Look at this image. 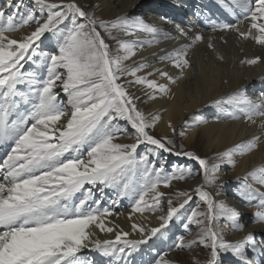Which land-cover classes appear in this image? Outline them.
<instances>
[{
  "label": "snow or ice",
  "instance_id": "1",
  "mask_svg": "<svg viewBox=\"0 0 264 264\" xmlns=\"http://www.w3.org/2000/svg\"><path fill=\"white\" fill-rule=\"evenodd\" d=\"M231 2L239 9V13H233L235 22L213 23L211 30L234 32L240 39L264 46V0ZM34 3L37 8L29 9L23 0H0V145L10 147L0 163V264H96L93 259L79 255L85 248L110 258L108 264H129L127 257L132 252L157 233L163 235L161 230L173 218L180 219L178 213L192 201L193 195L203 202L206 211H191L184 227L190 235L189 225H196L198 231L192 239L178 238L174 249L190 251L202 245L209 249L205 264H218L221 252H231L243 264H260L245 252L248 247L253 253L264 254L256 244L254 233L249 232L236 243L226 241L220 234L222 219L227 222L226 227L238 231L245 229L238 210L217 202L204 189L205 185L216 184L220 164H210L209 159L184 151L183 145L177 149L172 138L150 134L148 130L154 129L163 117L159 113L146 116L136 106L139 97L131 95L124 83L118 82L133 77L126 83L146 86L151 90L145 93L149 100H156L157 94L169 96L170 85L176 84L184 70L191 67L187 59L189 49L202 42L203 35L189 37L188 32L177 25L179 36H171L142 18L126 15L104 21L75 2L34 0ZM37 11L41 19L36 18ZM66 20L71 27L65 24L61 29L60 25ZM245 21L247 27L242 30L240 25ZM33 23L35 29L19 39L8 35L31 27ZM98 29L117 40L118 51L122 50L124 55H112ZM113 30L127 36L145 33L156 42L159 36L190 40L160 57L161 61H172L181 75L173 77L156 69L167 83L148 79L155 72L138 75L151 66L144 63L135 67L125 65V61L136 55L137 43L120 41ZM45 33L57 38L56 48L51 52L40 50L37 43ZM207 46L214 49L210 40ZM218 59L222 61L224 57L218 56ZM29 62L43 68L46 74L36 70L21 71ZM261 62L262 58L257 56L240 63L254 66ZM20 85H26L27 91ZM21 103L26 105L23 111H20ZM224 105L243 114L236 116L228 111L227 115L234 120L243 119L251 125L259 120L261 130L259 135L211 158L235 167V156L250 154L264 144V101L250 99L239 90L212 102V106L227 111ZM120 120L126 121L134 132L130 134L127 126L121 127ZM195 120L196 124L207 123L199 117ZM167 127L175 135L176 128L170 121ZM187 127L180 131L181 137L186 135ZM121 136L134 142H117ZM141 145L146 149L143 155L137 152ZM161 151L196 161L201 170L197 175H202L203 184L195 186L192 193H175L176 204L171 197L163 200L166 193L159 191L161 185L169 188L174 180L184 181L195 176L189 168L180 165H174L171 173H166V160L157 165L150 158L159 156ZM248 177L259 187L247 183ZM244 180L239 194L249 203L257 196L260 198L253 223L264 228V167L252 169ZM105 189H114L118 197L132 199V213L164 212L158 216L161 223L147 229L133 223L132 230L140 234L139 239H127L130 233L123 231L115 232L114 240L91 239L94 233L89 229L93 225L107 233L115 231L113 227L105 228L101 219L114 215L110 208L100 207ZM112 203L115 205L118 200ZM164 203L166 212L161 207ZM166 256L167 253L159 255L153 264H175ZM194 264L200 262L194 260Z\"/></svg>",
  "mask_w": 264,
  "mask_h": 264
},
{
  "label": "bare ground",
  "instance_id": "2",
  "mask_svg": "<svg viewBox=\"0 0 264 264\" xmlns=\"http://www.w3.org/2000/svg\"><path fill=\"white\" fill-rule=\"evenodd\" d=\"M52 2H75L85 11L94 12L99 19L104 21H112L125 15L139 17L159 28L161 32L169 33L171 36H179L176 31L177 25L188 32L189 37L196 34L203 35L204 40L197 42L189 49L187 59L190 61L191 67L184 70L182 77L176 84L170 85L171 93L169 96L161 97L157 94L156 100H149L145 93L151 90L147 89L146 86L128 85L126 83L127 80L134 79L133 77H125L118 81L124 83L131 95L139 97L135 101L136 106L146 116L159 113L163 117L154 129L148 130L153 136L157 138L167 136L174 139L175 144L178 140L180 146L183 145L184 150L194 152L201 150L212 158L217 153L226 151L237 144L246 142L254 135L260 134L259 120L256 125H251L243 119L234 120L227 115L228 111L236 116H242L243 114L229 105L223 106V109L227 111L222 110L220 107L212 106V102L215 99L225 97L239 90H243L250 99L258 102L264 101V46L257 45L253 40L240 39L234 32L224 33L211 30L213 23L235 22L233 13H239V9L235 8L231 0H52ZM23 3L29 9L37 8L34 0H23ZM179 7L180 11L178 12ZM229 9H232V11H229ZM46 15L47 13L45 12L44 16L46 17ZM36 18L41 19L39 11L36 12ZM17 22H19L18 17ZM240 27L242 30L245 29L247 21L241 24ZM34 29L35 24L33 23L31 27L26 26L17 32L8 33V35L19 39ZM98 30L101 31L110 49L115 50L113 55H124L122 50L118 51L117 40L107 38L103 29ZM117 38L120 41L137 43V47L134 49L136 55L125 61V65L135 67L139 63H144L151 66L145 68L138 75L144 76L148 72H155V75L149 76L148 79L157 80L159 83H167V81L159 76L156 69L165 71L173 77L181 75L180 69L174 67L172 61H161L160 57L166 56L167 53L179 48L184 43H190V40H186L184 37L164 39L163 36H159L157 38L159 42H156L150 35L145 33L127 36L123 32H120ZM209 40L214 45V49L207 46ZM37 43L40 45V50L51 52L56 48L57 38L51 33H45V36ZM218 56H223L224 59L221 61ZM257 56L262 58V62L257 65L248 66L240 63L241 60ZM30 70L46 74L43 68H37L36 65H32L30 62L21 69V71ZM19 87L23 91H27L26 85H20ZM57 91L60 90L57 89ZM61 98L66 102V97H64L62 92ZM25 107L26 105L21 103L20 111H23ZM196 117L206 120L207 123L196 124ZM12 118H15V115ZM169 121L176 128L175 135L167 127ZM119 123L121 127L127 126L130 134L134 132L130 125H126V121L120 120ZM188 125H195V127H187ZM186 127V135L181 137L179 133ZM120 140L122 143L134 142L124 136H121ZM145 150V145H141L137 152L143 155ZM9 151V145H0V163L6 158ZM150 158L157 165H159L160 161L166 160L165 172L168 174L171 173L174 165H180L189 168L195 176L194 179L184 181L174 180L169 188H164L161 185L159 191L166 193L163 198L164 201L169 197L172 198L179 191L192 193L195 186L203 184L202 175H197L201 170L196 161L162 151L159 156L153 155ZM234 159L236 160L235 167H232L226 161L220 162L211 159L209 163H219L220 168L217 173L218 180L216 184L212 185L214 190L209 192L217 202H223L226 206L235 208L240 212V221L245 224V229L244 231H238L231 227H226L227 222L222 219L219 222V231L231 243L242 241L249 232L254 233L256 244L264 253V244H262V241H264V235H262L264 228L253 223V213L258 210L257 206L260 204V198L257 196L249 203L239 194L244 188V177L246 174L254 168L264 167V144L261 145L259 150L245 156H235ZM247 183L253 184L254 187H259L253 182L251 177H248ZM96 195L99 197L98 191ZM133 195L135 196V194ZM194 196L189 203L198 210L202 202L199 201L198 196L197 201L194 202ZM113 200H118V203L114 205L112 203ZM132 203L133 200L128 196L118 197L114 189H105L100 207L110 208L114 215L101 217V219L105 228L113 227L115 231L107 233L93 225L89 229L90 232L94 233L91 239L114 240L115 232L120 231L130 233L127 239H139L140 234L132 230L133 223H137L146 229L159 226L161 221L158 220V216L165 214L164 212L157 211L152 213L145 210L143 213H132ZM198 204L199 208L197 209ZM161 207L166 212V203L162 204ZM130 215L131 219H129ZM173 230L172 220L166 228L161 230L163 235L157 233V236L149 240L147 244L140 245L136 251L132 252L131 256L127 257L129 264H153L159 258V255L164 253H167L166 257L169 260H173V256L182 255L181 250L174 249V245L178 242L180 236H176L174 240L170 238ZM196 231L198 229L193 224L191 236L195 235ZM184 252L188 256V264H194L196 255L205 256L206 259L209 258V249L206 252L196 249L190 251L185 249ZM245 252L250 259L264 264V254L253 253L248 247L245 248ZM79 255L93 259L96 264H108L110 259L101 256L99 252L90 248L82 249ZM237 260L240 264H243L239 258Z\"/></svg>",
  "mask_w": 264,
  "mask_h": 264
},
{
  "label": "rangeland",
  "instance_id": "3",
  "mask_svg": "<svg viewBox=\"0 0 264 264\" xmlns=\"http://www.w3.org/2000/svg\"><path fill=\"white\" fill-rule=\"evenodd\" d=\"M65 24H67L69 27H71L70 22L66 20L64 22V24H61L60 25V28L64 29V25ZM119 33L120 32H118L116 30H113V35L114 36L118 37L119 36ZM105 35H106L107 38H109V36H108L107 33H105ZM109 51H110V53L112 55L115 53V50L114 49H110V47H109ZM137 108L140 110V108L138 106H137ZM117 142L122 143V141L120 139ZM176 147H177V149L180 148V144H179L178 140L176 142ZM184 151H191V150H184ZM192 152H194V151H192ZM194 153H196V155L200 156L201 158L209 159V162L211 161V157L208 154H206L205 152L201 151V150L199 152H194ZM204 189L206 191H212V190H214L213 187H212V185L211 186L205 185L204 186ZM194 197H195L194 202H196L198 198H197V196H194ZM172 198H173V203L176 204L177 201H176L175 196H172ZM194 209L195 208L192 207V205H190V203H189V204L185 205V208L180 213H178V215H180V219L179 220H176L175 218L173 219V227H174V230H173V233H172V235L170 237L172 240H174L176 236L177 237L178 236H180V237L182 236V237H184L185 240H188V239H192L193 238L194 235L191 236L189 234V230L186 229L184 227V225L188 223L187 217L190 215L191 211L194 210ZM198 211H201V212L206 211V206L203 204V202L200 205V208L198 209ZM192 227H193V224L192 225H189V229L190 230H191ZM222 236L227 241V238L224 235H222ZM195 249L196 250H199L201 252H203V251L206 252L208 250L207 248L203 247L202 245L194 246L192 248V250H195ZM184 251L185 250L182 251V255L173 256L174 259L172 261H174L175 264H188V262H187L188 261V259H187L188 256H187V254H185ZM165 258L168 259L167 257H165ZM237 259L238 258L236 256H234L231 252H221L220 253V258H219L218 264H240ZM206 260L207 259H206L205 256H202V255L201 256H197L196 255L195 261H199L200 264H205V261Z\"/></svg>",
  "mask_w": 264,
  "mask_h": 264
}]
</instances>
